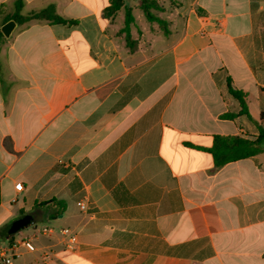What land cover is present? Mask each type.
Masks as SVG:
<instances>
[{"label":"crops","instance_id":"0c3cea01","mask_svg":"<svg viewBox=\"0 0 264 264\" xmlns=\"http://www.w3.org/2000/svg\"><path fill=\"white\" fill-rule=\"evenodd\" d=\"M21 2L76 24L0 40V252L34 246L11 264H264V150L220 167L206 151L264 131V0H177L166 35L134 18L132 51L109 0ZM15 3L0 0V26Z\"/></svg>","mask_w":264,"mask_h":264},{"label":"trees","instance_id":"16d2710c","mask_svg":"<svg viewBox=\"0 0 264 264\" xmlns=\"http://www.w3.org/2000/svg\"><path fill=\"white\" fill-rule=\"evenodd\" d=\"M138 8L142 11L145 19L148 22H155L164 35L168 34L166 27V21L160 18L155 12H163V8L158 5L155 0H139ZM22 2L16 0L14 11L11 15L5 17L3 22L13 19L17 24H23L30 20H41L49 24H61L71 26L76 24L75 20L66 19L58 15L54 7L49 5L36 12H30L26 15H22L21 12ZM123 10L124 13V25L117 32L118 35H123L126 47L132 51L135 46L134 40L130 35V25L134 22L132 15V8L126 4L125 0H109V5L104 8L102 16L104 18L115 16L119 11ZM2 22V23H3ZM1 23V24H2ZM3 39V35L0 31V40ZM228 92L238 100L240 110L239 114H245L248 116L247 106L245 102V94L240 93L231 87H228ZM232 116V115H231ZM264 150V131L259 129V134L254 139L241 138L239 136H213L212 145L206 149L212 156L213 164L215 167L223 166L224 164L244 158L254 156ZM55 200L48 201L36 205V207H45L51 205ZM6 231L8 232L7 228ZM13 238L10 235L9 241Z\"/></svg>","mask_w":264,"mask_h":264},{"label":"built area","instance_id":"2783aa9c","mask_svg":"<svg viewBox=\"0 0 264 264\" xmlns=\"http://www.w3.org/2000/svg\"><path fill=\"white\" fill-rule=\"evenodd\" d=\"M262 92H264V87H262ZM16 190H21L22 185L21 183H17L14 185ZM80 208L84 210L86 207L84 204H80ZM46 232L52 231V229H46ZM59 233L66 241V245H74L77 243L76 235L69 229V228H61L59 229ZM18 245L23 246L28 251H34V246L30 243V241L22 239L20 241H16L2 249L0 252V263L1 264H11L13 259L17 256L16 248Z\"/></svg>","mask_w":264,"mask_h":264},{"label":"water","instance_id":"95a60500","mask_svg":"<svg viewBox=\"0 0 264 264\" xmlns=\"http://www.w3.org/2000/svg\"><path fill=\"white\" fill-rule=\"evenodd\" d=\"M17 23L13 19H9L0 26V31L4 37H9ZM33 223V215L30 213L23 214L7 225L8 235H14L18 231L28 227Z\"/></svg>","mask_w":264,"mask_h":264},{"label":"rangeland","instance_id":"374dc122","mask_svg":"<svg viewBox=\"0 0 264 264\" xmlns=\"http://www.w3.org/2000/svg\"><path fill=\"white\" fill-rule=\"evenodd\" d=\"M125 1L130 6H135L139 2V0H125ZM155 1H157L158 5H160L163 8V12L168 11L170 8L175 7L176 3H177V0H155ZM163 12H155V14L162 16V15H164ZM132 13H133V16L135 18V23L137 25L148 24L147 20L145 19L144 15L140 9H138V8L133 9ZM28 231H31V228L29 226L18 231L13 236L23 237L24 234L27 233Z\"/></svg>","mask_w":264,"mask_h":264}]
</instances>
